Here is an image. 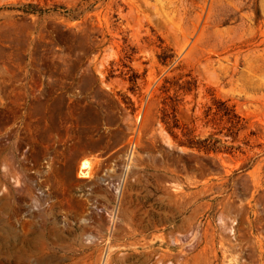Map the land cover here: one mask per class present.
Instances as JSON below:
<instances>
[{
    "label": "rangeland",
    "instance_id": "374dc122",
    "mask_svg": "<svg viewBox=\"0 0 264 264\" xmlns=\"http://www.w3.org/2000/svg\"><path fill=\"white\" fill-rule=\"evenodd\" d=\"M0 264H264V0H0Z\"/></svg>",
    "mask_w": 264,
    "mask_h": 264
},
{
    "label": "trees",
    "instance_id": "16d2710c",
    "mask_svg": "<svg viewBox=\"0 0 264 264\" xmlns=\"http://www.w3.org/2000/svg\"><path fill=\"white\" fill-rule=\"evenodd\" d=\"M234 127H236V126H231V128H229L228 130H230L231 131V133H233V130L235 129ZM170 130V129H169ZM183 136H185V134H183ZM174 139H176V137L174 136ZM181 145H186V146H189V147H193V148H197V149H201L202 148V145H201V142H195V143H192V142H188V139H186L185 141H181V142H179ZM217 143H219L217 140H214L213 138H212V152L213 153H216V152H220L219 150H218V148H216V144Z\"/></svg>",
    "mask_w": 264,
    "mask_h": 264
},
{
    "label": "bare ground",
    "instance_id": "6f19581e",
    "mask_svg": "<svg viewBox=\"0 0 264 264\" xmlns=\"http://www.w3.org/2000/svg\"><path fill=\"white\" fill-rule=\"evenodd\" d=\"M88 169H89V164L87 163V161H83L80 163L79 166V172L78 175L81 176V178H86L88 176Z\"/></svg>",
    "mask_w": 264,
    "mask_h": 264
}]
</instances>
